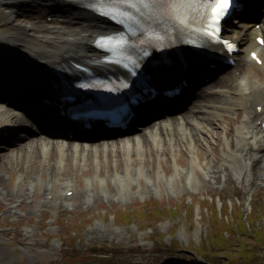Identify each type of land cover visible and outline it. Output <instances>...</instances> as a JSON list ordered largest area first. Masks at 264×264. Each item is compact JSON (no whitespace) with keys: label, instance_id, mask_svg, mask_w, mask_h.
Masks as SVG:
<instances>
[{"label":"rangeland","instance_id":"obj_1","mask_svg":"<svg viewBox=\"0 0 264 264\" xmlns=\"http://www.w3.org/2000/svg\"><path fill=\"white\" fill-rule=\"evenodd\" d=\"M259 7L252 14L261 18L264 0ZM10 10L13 16L0 6V33L15 34L13 23L21 21L43 26V21L54 25L61 20L49 11L48 21L45 11L33 4ZM3 46L0 42V50ZM242 55L236 64L212 72L209 84L193 90L219 97L210 107L219 115L209 118V133L173 139L168 135L161 149L150 146L144 152L142 142L136 151L131 140L127 151L117 139L87 142L79 149V140L41 133L33 137L15 118H0V126L11 124L18 138L15 146L0 139V264H264L262 152H249L252 159L244 173L232 167L234 129L244 111L237 103L226 106L224 94L217 91L221 86H216L218 80L236 84L241 69L264 80V71ZM170 116L161 122L177 121ZM144 129L132 131L143 134ZM49 140L79 146L78 152H66L59 173L53 171L55 159L40 145ZM93 177L89 200L83 192ZM69 180L74 194L61 198ZM33 181L35 187L30 186ZM160 209L175 213L160 214ZM242 224L251 232L258 227L260 236L244 235ZM216 232L228 236L231 251L214 247L211 235Z\"/></svg>","mask_w":264,"mask_h":264},{"label":"bare ground","instance_id":"obj_2","mask_svg":"<svg viewBox=\"0 0 264 264\" xmlns=\"http://www.w3.org/2000/svg\"><path fill=\"white\" fill-rule=\"evenodd\" d=\"M261 1L263 0H247L248 6H246L247 8L244 11L246 16L252 13L256 4H259ZM31 4L39 6L41 10L43 9L46 11V14H48L49 11H54L57 14L56 16L61 20L54 25H52V23L43 22V26H40L39 22L33 20L21 21L16 24L13 23L16 28L15 34L11 31H3L0 33V42L4 44L0 50L2 52L1 54L9 56L5 57V63L3 61L0 62V70L6 67L10 75V77H6L7 81L0 82V88L8 87L9 89L21 92L19 96H14L16 99H13L31 114L30 120L34 121L35 124L38 123L42 131H45L48 128V124L46 125L45 123L50 122L49 119H51V109L48 106V102H42V99L39 97H43L41 95H43L44 92L46 93V89L49 88L50 85L56 84V81L60 77L67 78L73 76V72L76 70L72 64H70V61H81L82 63H86L99 56L90 42L93 40L95 34L107 31L106 29H108V26L105 28L103 25L104 21L99 19L98 16L96 17L93 15L90 10L83 9L67 0H0V6H4L7 10L6 12H8L10 16H13L14 13L10 10L12 7H31ZM257 18V16H254L253 20ZM259 34L264 35V28L262 27L260 30H257L252 22L239 30L231 31V36L243 46L242 57L245 61L252 62L248 52H246V50L251 51V49L259 50L264 60V47L258 45L255 41L256 35ZM213 48L215 51L218 50L216 46H213ZM188 50L189 49H185L187 53L184 54V56L190 55L188 60H196L195 56L191 55L192 53ZM34 52L36 53L35 58L32 56ZM91 66L95 69L107 68L100 63H91ZM241 72L239 81L234 85L228 86L222 80L216 82V86H221V88H223L218 91H221L224 94L223 97L228 101L229 105L226 106L229 107L233 105L232 103H237L241 106L242 111H244L243 118L239 121L241 125L234 129V142L236 147L234 150H230L231 158H229L233 163L232 167L236 169L239 174L244 173L248 167L249 160H251V155H249L250 151L255 153L262 152V160L264 162V130L262 128V123L264 122V80L252 78V76L242 71V69ZM6 97L8 98V96ZM218 98L219 97L215 96H200L194 101L193 110L188 113L189 115L185 122H167V124H161L158 128H153L151 132H147L145 135L137 134L135 137L140 136L143 142L144 152H147L150 146L161 149V140L167 139L168 135H171L170 137L172 139L179 136L181 138L185 136L190 137V134H192L191 136H196L197 133L206 135L211 129L209 128L211 121L209 118L219 115L216 110L210 108L213 107V105H217L218 102L215 101V99ZM257 104L262 105L259 111H257L255 107ZM146 111H149V107L146 108ZM197 113H199V115ZM6 115H14L13 117L21 120L23 123L26 122L30 124V127L35 125H32L30 120H23L20 113L15 114L10 111L0 110V118ZM147 119L148 118H146V120ZM153 121L156 122V119ZM42 122L46 126L42 124ZM258 122L260 123L258 124ZM49 125L51 127L47 132L50 134L54 130L59 132L61 128L65 129L60 119L55 120L54 125ZM96 127H93L96 131L93 130L88 132L97 134L100 132V129ZM127 129L133 130V128ZM2 130L3 132L4 130L10 131L11 125L4 124V126L0 127V137L3 135L1 133ZM157 135L161 137V139H159ZM135 137H124L123 140L128 138H134L133 140H135ZM48 142L49 143L45 144L41 143L40 145H42L45 154H50L51 159H55L53 171L59 173L62 162H66L67 160L66 152H68L70 148L78 152V147L77 145L67 147L63 142H54L51 140ZM165 142L167 141L165 140ZM34 144L35 143L31 144V146ZM123 147L125 150L127 149V151H130L127 144H125V146L123 145ZM83 148L84 145L82 144L79 149ZM135 149L136 151L140 150L138 146ZM55 151L58 152V155H56ZM194 167L195 159L191 158L189 162L191 173L194 172ZM137 171L139 173L142 172L140 168H137ZM95 177H98V175H95ZM95 177H93L92 180L87 179L86 183H90L93 186ZM189 179L191 180L193 178ZM52 181L53 179H51L49 183ZM102 182L103 181H101V183ZM66 184L68 187L73 186L70 180L67 181ZM49 185L48 187H54L52 184L51 186ZM30 186L35 187V182L33 181ZM65 190L70 189L66 188ZM83 194L87 197H92L87 190L84 191ZM59 196L61 198L65 197L64 194H59ZM1 264H7V262L4 261Z\"/></svg>","mask_w":264,"mask_h":264},{"label":"snow or ice","instance_id":"obj_3","mask_svg":"<svg viewBox=\"0 0 264 264\" xmlns=\"http://www.w3.org/2000/svg\"><path fill=\"white\" fill-rule=\"evenodd\" d=\"M186 2L187 0H163L165 6L172 7L182 5ZM155 3L156 0H107V4L109 5L107 11L108 13H112L116 11L120 5H127L131 8H148L150 5ZM89 6L99 10L96 3H91ZM205 6L211 9V14L208 17V27L204 28L203 31L206 34L216 37L218 22L220 19L229 13L230 7H239L240 5L236 4V0H206ZM121 42L122 41L120 40H114L112 36H101L95 41V43L101 44L105 48H110L113 44H120ZM228 47L231 48L232 45L228 44ZM108 58L109 57H104V59Z\"/></svg>","mask_w":264,"mask_h":264},{"label":"trees","instance_id":"obj_4","mask_svg":"<svg viewBox=\"0 0 264 264\" xmlns=\"http://www.w3.org/2000/svg\"><path fill=\"white\" fill-rule=\"evenodd\" d=\"M161 212H167V213L171 214V210H169V209H167V210L166 209L158 210V213L161 214ZM242 232H243L244 235H246L248 237L252 236V235L253 236H257V237L260 236V231H258V228L255 227V226H254V231L251 232V231H249L247 229V227L245 225L242 224ZM211 239L213 240V244H214L215 248L217 247L219 250H223V251H228V250L231 251L232 248L229 245L228 236H226V235H224L222 233L216 232V234H214V235L212 234L211 235ZM230 257H231V255H230ZM227 259H228V256H227ZM230 260H232V257L230 258Z\"/></svg>","mask_w":264,"mask_h":264}]
</instances>
